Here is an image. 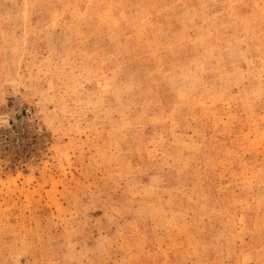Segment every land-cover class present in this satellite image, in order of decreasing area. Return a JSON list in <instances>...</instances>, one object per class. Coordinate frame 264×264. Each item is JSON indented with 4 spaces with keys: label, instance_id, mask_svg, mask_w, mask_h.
Segmentation results:
<instances>
[{
    "label": "rangeland",
    "instance_id": "obj_1",
    "mask_svg": "<svg viewBox=\"0 0 264 264\" xmlns=\"http://www.w3.org/2000/svg\"><path fill=\"white\" fill-rule=\"evenodd\" d=\"M0 264H264V0H0Z\"/></svg>",
    "mask_w": 264,
    "mask_h": 264
}]
</instances>
